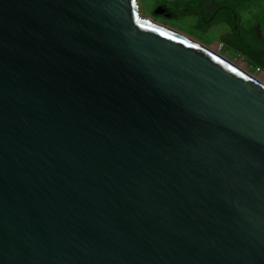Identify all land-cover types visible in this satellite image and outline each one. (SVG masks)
<instances>
[{"label": "water", "instance_id": "1", "mask_svg": "<svg viewBox=\"0 0 264 264\" xmlns=\"http://www.w3.org/2000/svg\"><path fill=\"white\" fill-rule=\"evenodd\" d=\"M0 264H264V87L140 0H0Z\"/></svg>", "mask_w": 264, "mask_h": 264}, {"label": "rangeland", "instance_id": "2", "mask_svg": "<svg viewBox=\"0 0 264 264\" xmlns=\"http://www.w3.org/2000/svg\"><path fill=\"white\" fill-rule=\"evenodd\" d=\"M163 2H167V0H140L141 13L152 19V9ZM177 4L179 6H183L186 4V0H178V3L176 4L169 3L172 9H174ZM238 11L241 15L242 26L245 28H252L256 26L264 36V0H240ZM152 20L202 44L228 62L247 70L256 79L264 83V71H257L255 67L248 65L246 60L241 55L223 46L220 37L226 30L221 27L213 26L206 32H199L195 28L194 20L191 16H180L176 20Z\"/></svg>", "mask_w": 264, "mask_h": 264}, {"label": "flooded vegetation", "instance_id": "3", "mask_svg": "<svg viewBox=\"0 0 264 264\" xmlns=\"http://www.w3.org/2000/svg\"><path fill=\"white\" fill-rule=\"evenodd\" d=\"M173 1L177 0H167V2H163L152 9V19L173 20L171 17L174 9L169 5V3ZM224 1L225 0H186V4L183 5L182 8L186 10L185 8L188 9L192 7L194 8V12H187L181 16L193 17L195 28L199 32H206L213 26H219L226 30L220 38H231L236 29L239 27L245 28L241 24V15L238 11L240 0H238L239 2L233 8L231 7L232 5L229 4V1L228 4H223ZM245 29H254L258 37L264 40V36L261 34L258 27L255 26Z\"/></svg>", "mask_w": 264, "mask_h": 264}, {"label": "trees", "instance_id": "4", "mask_svg": "<svg viewBox=\"0 0 264 264\" xmlns=\"http://www.w3.org/2000/svg\"><path fill=\"white\" fill-rule=\"evenodd\" d=\"M228 1L230 2L229 4L232 5V8L239 2L238 0H225L223 4H228ZM171 3L176 4L178 0ZM185 9L186 10L177 4L171 18L176 20L187 12H194V8L192 7ZM221 40L223 46L241 55L248 65L260 68V70L264 71V40L258 37L254 29L247 30L239 27L231 38L224 37Z\"/></svg>", "mask_w": 264, "mask_h": 264}, {"label": "bare ground", "instance_id": "5", "mask_svg": "<svg viewBox=\"0 0 264 264\" xmlns=\"http://www.w3.org/2000/svg\"><path fill=\"white\" fill-rule=\"evenodd\" d=\"M168 28V27H167ZM169 29H171V28H169ZM173 30V29H172ZM173 31H175V30H173ZM177 32V31H176ZM179 33V32H178ZM181 34V33H180ZM231 63V62H230ZM232 65H234L237 69H239L241 72H243V73H245V74H247V75H249V76H251L252 78H254L259 84H261L263 87H264V83H262V81L260 82L258 79H256L253 75H251L247 70H244L243 68H241V67H238L237 65H235V64H233V63H231Z\"/></svg>", "mask_w": 264, "mask_h": 264}, {"label": "built area", "instance_id": "6", "mask_svg": "<svg viewBox=\"0 0 264 264\" xmlns=\"http://www.w3.org/2000/svg\"><path fill=\"white\" fill-rule=\"evenodd\" d=\"M257 69V71H262V70H260V68H256Z\"/></svg>", "mask_w": 264, "mask_h": 264}]
</instances>
